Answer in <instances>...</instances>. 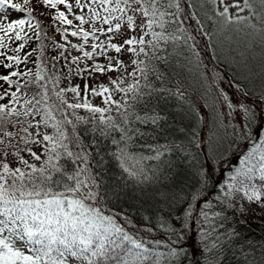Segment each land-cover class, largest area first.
I'll return each instance as SVG.
<instances>
[{"label": "snow or ice", "instance_id": "obj_1", "mask_svg": "<svg viewBox=\"0 0 264 264\" xmlns=\"http://www.w3.org/2000/svg\"><path fill=\"white\" fill-rule=\"evenodd\" d=\"M257 90L264 0H0V264H264Z\"/></svg>", "mask_w": 264, "mask_h": 264}, {"label": "trees", "instance_id": "obj_2", "mask_svg": "<svg viewBox=\"0 0 264 264\" xmlns=\"http://www.w3.org/2000/svg\"><path fill=\"white\" fill-rule=\"evenodd\" d=\"M39 11L40 9L38 8L37 13H39ZM79 81L80 80H77L75 82L79 83ZM258 97L259 94H254L249 97H246L245 103L255 108L258 104L264 103L260 101ZM204 142L207 143V136L205 137ZM238 220L242 223H238L234 226H238L243 235L253 240L264 239V213H262L259 209L255 208V206H253L252 209H249L248 216L240 215L238 216Z\"/></svg>", "mask_w": 264, "mask_h": 264}, {"label": "rangeland", "instance_id": "obj_3", "mask_svg": "<svg viewBox=\"0 0 264 264\" xmlns=\"http://www.w3.org/2000/svg\"><path fill=\"white\" fill-rule=\"evenodd\" d=\"M10 18H11V19H15V18H17V15H16L15 13H12V15H11ZM54 38L57 39V40H59V39H60V36H59V35H55ZM256 70H257V72H259V68H257ZM79 83H82V81H79ZM258 84H259V81H257V85H258ZM255 94H259V91H258V90L255 91ZM244 102H246V99H244Z\"/></svg>", "mask_w": 264, "mask_h": 264}]
</instances>
